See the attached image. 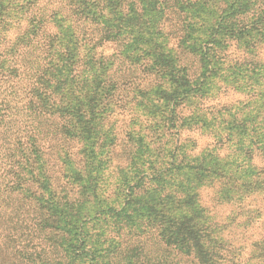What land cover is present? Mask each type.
<instances>
[{
	"label": "trees",
	"instance_id": "1",
	"mask_svg": "<svg viewBox=\"0 0 264 264\" xmlns=\"http://www.w3.org/2000/svg\"><path fill=\"white\" fill-rule=\"evenodd\" d=\"M8 3V11L16 13L20 9L16 25L25 24L26 28L11 40L6 41V35H0V264H81L82 260L86 264H264V206L259 204L252 210L260 213L255 221L261 222L258 227L246 226V220H241L242 227L238 228V216L252 209L250 195L261 194L264 201V167L258 168L263 174L261 184L249 186L236 174L240 170L231 169V156L238 154L236 149L224 158L214 147L204 148L197 155L193 152L196 141L182 138L184 130L205 128L208 136L216 138L217 144L212 145L224 148L231 141L232 130L223 136H218L221 132L216 130L219 117L230 110L228 105L210 106L207 113L195 118L190 109L191 98L206 99L214 92L204 90L207 78L204 79L201 70L194 76V67L186 56L180 63L181 57L172 55V61L179 65L172 76L183 91L165 116L167 133L154 148L157 163L163 156L162 142L167 138L168 165L155 164L157 173L146 177L165 186V173L185 170L192 174L200 189L181 198L184 207L190 206L189 212L180 207L177 213L174 209L167 210L162 212L166 221L157 218L158 223L146 221L147 227L140 228L141 221L133 224L121 219L128 214L124 207L134 201L131 192L122 209L101 207L91 219L98 220L104 211L110 214L117 229L110 240L103 233L89 232L84 225L86 220H81L84 203L92 202V196L101 200L97 192L87 194V190H82L78 181L96 170L100 186L106 163L112 172L119 173L133 160L136 149L125 132L116 137L110 134L104 150L106 158H97L107 137L100 116L108 105L114 100L118 103L116 109L122 108L120 101L125 105L135 88L138 94L148 93L140 87L141 73L132 71L130 64L137 63L131 60L130 47L140 49L141 58L161 50L164 55L160 60L162 57L161 62L167 64L170 55L165 51L167 48H180L184 44L192 48L189 30L193 22L188 13L198 12L199 7L219 14L212 32L225 24L226 31L234 32L238 44L239 34L245 31L264 34L263 0L253 1V9L258 8L253 13L241 10L236 13L237 0H9ZM109 8L111 16L107 15ZM245 14L247 17H242ZM1 17L2 33L15 29L7 15ZM218 43L226 47L231 44L228 40ZM105 48L111 49V53H106ZM183 50L195 55L203 68L202 55L188 47ZM252 60L254 63L245 61L240 66L251 65L249 71L264 67L260 59ZM223 61L224 57H218L214 63ZM153 64L147 60L141 67L150 74ZM162 71L155 70L156 75L161 77ZM91 83L95 84L93 90ZM229 87L238 90L237 86ZM225 121L227 118L222 122ZM246 154L251 158L254 152ZM75 158L81 161V166ZM93 160L100 165L99 170L97 167L88 170ZM71 180L77 184L76 191L68 189ZM206 187L216 195L205 198L204 204L201 189ZM166 195L172 197V204H177L175 190ZM216 203L226 206V210L217 209ZM232 205L235 207L229 209ZM231 215L235 217L230 219ZM226 219L230 220L224 222Z\"/></svg>",
	"mask_w": 264,
	"mask_h": 264
},
{
	"label": "rangeland",
	"instance_id": "2",
	"mask_svg": "<svg viewBox=\"0 0 264 264\" xmlns=\"http://www.w3.org/2000/svg\"><path fill=\"white\" fill-rule=\"evenodd\" d=\"M16 1L18 0H15V2ZM253 1L254 0H237L234 7V9L237 10L236 13L239 12V10L243 12L248 11V13H253V11L256 12L258 8L253 9L255 6L252 5ZM8 2L9 0H0V20L2 18L1 16L7 15L10 25L13 24L15 29L10 32L3 31V33L0 31V35H6V41L16 38L26 28L25 24L16 25V21L19 20L20 17L17 15L20 13V9L16 12L17 14L14 13L16 10L13 12L8 11V9H6V6L9 4ZM230 4L231 2L229 1V5ZM262 5L264 6V0ZM257 7L259 6L257 5ZM199 8L200 10L198 12L190 10L188 13L193 22L189 30L192 48L187 46V44H184L182 46L183 48L174 46L173 48H167L165 51H167V54H170L167 55V64L165 62L162 63V57V62L160 60V56L164 55L161 53V50H154L151 56L145 55L144 58L138 57L142 52L135 46L130 47L128 50L132 62L137 63L135 65L130 64L133 69L132 71H135L136 74L141 73V78L139 79L140 87L142 89L145 88L148 93H146V95L138 94L136 91L138 88H135V92L132 93L130 99L127 98V103H125V105L124 101H120L119 104L120 106L122 105V108L117 107L116 109L115 104L118 103L114 100L108 105L107 110L100 116L103 117L104 127L101 120L100 123L107 137L102 143L103 148L101 152H97V158L104 156V150L106 149L105 145L108 144L110 134L111 137H116L118 134L123 135L125 132L127 138H131L132 141L130 144L136 151L133 155V160L125 165L122 172H112L106 163L107 167L104 170V180L101 182L100 186H98L99 182H96L98 178L96 170L89 172L82 180L77 179L80 181L82 190H87V194H94V192H97L101 200V202H99L98 198L95 199V197L92 196V202L87 201L84 203V213H82L83 217L81 220H86L84 225L89 232H93L94 234L97 232L103 233L112 240L115 234H117V229L113 226V220L110 214L104 211L100 213L101 215L98 220L91 221V219L98 213L101 207L107 210L109 207L119 210L122 209L125 200L131 192H133L134 201L132 204H128L124 207V211L128 212V214L127 216L123 215L121 219L130 220L133 224H137L138 221H141L143 224L140 228H146V221L158 223L157 218L166 221V219L162 217V212L167 213V210L174 209L175 213H177L180 207L186 212H189L190 206L184 207V205L181 204V200H183L181 198H184V195H187V193L193 194L200 189V186H198L197 182L192 178V174L189 175L184 172L185 170L179 173H165L164 175L167 180L165 186H162L161 182H150V179L146 177V174L153 176L157 173V169L155 167L153 168L155 164L158 165L161 163L162 166L165 164L168 165L169 161L167 157L169 154V150L167 149V138L162 142V145L165 144L162 152L163 156L157 163H154L157 159V153L154 148L158 147L157 143L167 133V127L165 125L166 122H168V117L166 119L165 116L171 110L172 103L178 101L183 91L176 85L175 79L172 76L173 72L179 68L178 63L172 61V55L181 57L180 63H182L185 56L188 57L194 67V76H196V74L198 75L201 70L202 74H204V79L207 78L204 80V90L207 88L211 90L210 92H214V94H211L206 99L191 98L190 109L193 110L195 118H197L196 116L198 115L201 117L207 113L209 111L208 108L212 106L221 107L228 105L230 107V110L226 113L227 116H220V123L218 127L216 126V130L221 132L218 136H223L227 130L232 129L230 130L231 141L228 145L226 144L224 148H221V146H214L216 138L212 134V136H208L205 128L184 130L182 138L196 141L197 148L193 152L197 153V155L204 152V148L214 147V150L217 149L216 151L219 155L224 158L227 154L234 153V149H236L238 154H233L231 156L233 163L231 169L241 171L240 173H238V171L236 174H240L245 184L249 186L261 184L260 180L263 178V174L259 172L258 168L264 167V67L253 68V70L249 71L251 65L242 68L240 63L245 61L253 62L252 59L254 58L260 59L264 63V34L260 35L257 30H252L250 32L245 31L243 34H239V42L237 44L234 41V32H231L230 29L226 31L227 27L222 22L220 24L223 25L219 27L218 31H211L213 30V24L219 18V14L212 12L207 7ZM111 12L112 9L109 8L107 15L111 16ZM181 15L186 16L185 12H181ZM247 15L248 14H245L242 17H247ZM176 18L180 19L179 17ZM70 21L74 22L72 19ZM215 34H217L216 38L218 39L214 44ZM67 39L69 40L70 38ZM222 40L223 42L227 40L230 41V46L226 47L219 44L218 41ZM245 46H248V48ZM186 47L192 50V52H198V54L202 55L203 68H200L197 62L198 58L195 55L186 54L185 50H183L186 49ZM111 51V49L105 48L106 53L110 54ZM218 57H224V61L221 63H214L215 59ZM147 60L154 62L151 72H149L150 74L144 72V69L141 67V63ZM155 60L160 63V65H156ZM210 60L213 62L211 63ZM157 69L163 70L161 72L163 74L161 77L156 75L155 70ZM94 85L95 84L92 83L90 85L92 90ZM229 86H237L238 90H234ZM174 89H176V91ZM162 90H165V92ZM224 118H227V121L222 122ZM167 125L169 126V124ZM87 136L88 133L86 134V137ZM91 136L90 134L88 138H91ZM255 150L263 153L257 154L258 152ZM247 152H254L253 157L249 158L246 154ZM75 160L81 166V161L78 158H75ZM249 164L253 166L250 167ZM167 165L165 166L167 167ZM99 166L98 162L93 160L92 165L88 164V170H92L95 167L100 169ZM68 168L73 171L69 165ZM74 175L76 176L75 172ZM142 184H145V187H142ZM76 185V182L71 180L68 184V189L76 191ZM155 186H157L156 189ZM146 190H148L147 193ZM174 190L177 196L174 198V201L177 202V204H172V197L166 195ZM235 190L240 192V189L236 187ZM84 194L86 195L85 192ZM213 194H215L213 190H209L207 187L202 188L201 197L203 203L205 202V198L213 197ZM249 202L252 209L249 208L247 212L241 213L238 216V221L240 222L238 224L239 229L243 224L241 220H246L244 223L246 226H251V228L258 227L261 223L258 224V222H255L260 213L252 211L253 208H255L254 206L259 204L264 206L261 194L250 195ZM216 207L219 210H226L224 209L226 206L218 203H216ZM233 207H235V205L228 208L230 209ZM237 211L238 208H235L234 212L237 213ZM231 216L230 219L235 217V215ZM230 219H226L224 222H228ZM120 222L122 223L124 221ZM125 228L129 227L125 226ZM84 263L82 260L81 264Z\"/></svg>",
	"mask_w": 264,
	"mask_h": 264
}]
</instances>
